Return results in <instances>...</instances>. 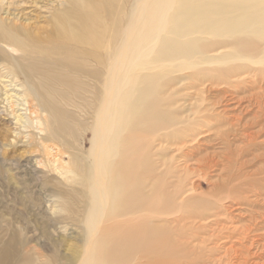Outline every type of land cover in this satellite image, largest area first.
Listing matches in <instances>:
<instances>
[{"label":"rangeland","instance_id":"obj_1","mask_svg":"<svg viewBox=\"0 0 264 264\" xmlns=\"http://www.w3.org/2000/svg\"><path fill=\"white\" fill-rule=\"evenodd\" d=\"M182 2L187 11L226 3L219 33L169 34L174 23L192 22L177 18ZM248 3L141 0L142 54L138 68L122 79L121 98L109 104L115 112L105 121V164L119 163L124 146L134 142L141 149L135 157L147 153L153 167L145 194L159 184L170 205L166 213L132 216L116 205L97 234L138 220L144 230L157 227L165 235L156 264H264V14L250 18ZM80 8L76 0H0V39L5 27L28 45L32 39L48 49H75L54 30L67 11ZM168 43L190 46L169 61L161 54ZM243 43L249 49L243 51ZM7 54L23 56L0 41V246L13 239V263L27 257L34 264H73L89 234L96 113L105 92L96 79L78 75L77 91L60 92L69 103L51 94L67 115L58 128L42 95L4 67ZM87 86L93 88L87 92ZM135 98L139 107H132Z\"/></svg>","mask_w":264,"mask_h":264},{"label":"bare ground","instance_id":"obj_2","mask_svg":"<svg viewBox=\"0 0 264 264\" xmlns=\"http://www.w3.org/2000/svg\"><path fill=\"white\" fill-rule=\"evenodd\" d=\"M76 1L82 7L80 11H67L64 15L65 20L61 21L57 25V29L54 30L55 35L58 39H62L63 44H73L76 46L75 49H67L66 47L48 49L43 43L32 39L29 40L30 45H28L21 38L19 32L4 27L2 29L3 40L0 39V41L9 45L13 53L21 52L23 55L20 58L11 59L10 55L7 54V66L4 67L16 79L23 75L31 88V90L28 87L27 89L42 95L41 104L53 114L51 121L58 122V124L60 122L58 128L66 126L58 120L66 118L67 115L64 114L51 94H60L62 102L69 103L70 100L65 101V97L62 98L63 93L60 92L61 89L63 91L72 90V93L77 91L76 77L78 75L96 79L99 84L98 90L105 92L100 110L96 113L97 119L95 118V130L98 131V134L95 137L97 142L95 141L93 149L95 171L91 176L92 209L86 215L89 231L87 244L82 251L77 252L76 256L74 255L75 259L73 257L70 262L73 264L78 261L77 264H130L137 259H144L145 264H156L154 257L159 252L156 250L162 246L160 241L165 235L157 227L144 230L139 227L138 220L128 226L117 225L120 228H109L102 234H97L101 230L103 218L107 214L112 215V217L116 215V205L124 208L123 216L139 215L142 211L166 213L170 205L169 198L161 196L159 184L153 185L152 189L145 194L147 187L145 181L150 179L153 167L147 153L141 155L142 158L135 157V149L139 152L141 149L137 148L134 142L129 141L124 146L122 151L124 155L119 163L105 164L106 153L109 150V143L106 138V116L112 109L115 112V107L111 106L110 109L109 104L118 97L121 98L119 95L123 88L120 84L123 77L139 66L138 62L141 57L140 54H142L139 35L143 18L140 7L143 6H140L141 0ZM213 4L212 11L204 10L201 7L187 11L185 3L182 2L177 18L187 17L184 19L192 22L183 25L174 23L170 27L169 34L184 37L192 31H202L206 34L219 33L216 26L219 25L223 17L219 11L224 9L222 5L226 3L213 2ZM245 8L249 10L247 13H251L250 18L262 16L264 14V0H249ZM192 17L195 19L191 20ZM110 27H113L114 30H109ZM176 27H179L181 31H176ZM61 30L66 31L62 37L59 36ZM53 44L56 45L55 42ZM179 44L181 46L176 47L172 46V43H168L165 54L163 55L164 52L161 53L164 58L169 57L165 60L176 59L178 53L181 54L190 46H183V43ZM87 48L94 50V53L84 50ZM246 48H248L247 44L243 43V51ZM52 58L57 60L50 61ZM161 60L163 59L157 58V61ZM60 65L63 66V69ZM92 88V86H87V92ZM122 100L126 106L129 96ZM135 105L139 107V100L136 98L135 101H132V107ZM121 116H119L120 119ZM118 120L119 118H116L115 124ZM153 132L152 127L147 135ZM51 137L55 138L56 136L52 134ZM59 139L62 140L61 137ZM141 159L142 163H140ZM117 197L119 199L118 204L116 202ZM12 240L1 244L0 264H34V259L27 257L13 263L15 249Z\"/></svg>","mask_w":264,"mask_h":264}]
</instances>
